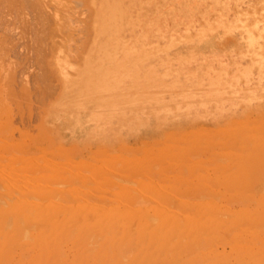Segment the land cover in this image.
Masks as SVG:
<instances>
[{
    "label": "rangeland",
    "instance_id": "obj_1",
    "mask_svg": "<svg viewBox=\"0 0 264 264\" xmlns=\"http://www.w3.org/2000/svg\"><path fill=\"white\" fill-rule=\"evenodd\" d=\"M4 1L0 0V220L2 214L6 219L0 222V240L7 242L0 243V264H36L38 261L40 264H138L139 258L145 256L148 259L150 256L149 260L144 258L150 264L158 256L157 249L165 257L161 255L154 264H264V0H108V5L102 0ZM100 14L112 16L108 17L110 26L103 43L101 37L100 44L94 49V42L98 40L95 33L99 34L94 18ZM116 43L121 46L112 50ZM90 62L98 64L91 65L93 70L84 75ZM91 83L100 85L101 89L95 94L87 91L86 87H92ZM88 170L92 174H88ZM111 172H116L115 176ZM101 176L105 177L104 180ZM2 180H6L5 183ZM23 181L31 186H24ZM138 181H142L145 187H141ZM4 185L9 187L5 189ZM35 186H41L43 192L30 195L36 191ZM138 186L142 190L147 188L146 193ZM121 187H124L123 194L128 190L125 196L121 194L124 198L118 197ZM113 192H116L115 196ZM24 198L27 199L25 205ZM22 200L26 210L19 208L18 211L17 206L23 207ZM180 202L184 203L182 208ZM188 203L194 206L200 203V206L191 208L189 205V208ZM35 204L42 207L41 219L38 217L41 207L38 209ZM81 205L83 208L80 209ZM55 206L64 214L60 210L59 214ZM202 206L207 209L199 210ZM33 207L37 209L32 210ZM52 207L57 211L51 214ZM101 207L103 212H100ZM137 207L142 214L136 215L139 217L135 219V213H139ZM12 208L22 214L27 211L26 215L31 218L36 210L38 213L34 216L41 221L37 224L31 219L32 223H29L24 214L17 218L18 213L13 214ZM69 208L74 212L77 210L76 222L71 218L73 213ZM78 210L87 217H81ZM204 210L205 216L201 212ZM104 211H107L106 215ZM169 211L171 219L167 216ZM256 211L263 213L257 215L261 224L251 218ZM200 212L204 218L202 221L208 218L206 224L211 221L209 224L224 230L225 236L230 234L229 239L231 231L235 233L233 230H236L237 236L234 235L238 240H227L221 230V233L215 231L214 225V229L207 227L210 231L206 227L202 230L210 233L212 238L208 239L209 234L208 237L202 236L207 233L198 231L206 225H200ZM119 214L128 216L124 215L127 218L123 217V222L116 224L122 217ZM175 214L179 218L173 216ZM181 215H188L190 220L196 215L189 224L191 227L186 221L189 218ZM166 216L171 223L166 221ZM56 217L57 221L62 218L63 222L55 224ZM69 219L75 225L73 222L70 226ZM39 222H43L42 226L45 224V229ZM81 222L86 227L81 228L82 232L85 230L84 234L75 228ZM88 222L94 232L88 228ZM165 222L167 226L170 224V229L166 226L172 233L168 235L170 239L166 236L169 231L162 227ZM184 222L186 231L182 230ZM193 223L198 224L195 233L191 231L196 229ZM229 224H233L232 229L227 228ZM13 225L16 235L7 228H13ZM102 225L108 229L102 232ZM57 226L58 231L63 229L67 235L64 231L61 236ZM16 227L22 231V237ZM40 229L44 230L43 233ZM149 231H154L153 234L157 231L155 239H159L158 231L161 232L160 239H165L164 242L159 239L160 244L159 240H154L151 250L149 241L154 238H150L148 244L145 239L146 245L139 241V235L144 236L143 243L145 232L148 236ZM30 233L33 236L37 233L38 236L34 237L37 241L41 239L40 244H34V237L28 236ZM82 234L88 235L87 238ZM24 235L29 239L26 240ZM80 235L83 240L78 238ZM16 237L24 238L23 242L31 240V243L27 242L24 247L21 240L16 242ZM113 237L116 240L120 237L119 242ZM254 237L261 238H258L261 243L255 245L258 240ZM8 239L16 243L12 245ZM42 239L45 244L41 243ZM186 239L190 245L185 248ZM45 240L50 241L44 252ZM111 240L119 245L115 248L113 241L112 248ZM8 242L12 247L10 252ZM137 243L141 244L142 251L146 246L143 251L146 255L137 252L140 246ZM232 243L234 247L237 243L245 248H232ZM3 245L8 246V250L5 248V251ZM174 246L176 249L180 247V255ZM210 246L213 247L212 253L208 251ZM171 249L176 250L175 255L169 252ZM148 250L156 252L149 253ZM39 255L44 261L41 262Z\"/></svg>",
    "mask_w": 264,
    "mask_h": 264
},
{
    "label": "bare ground",
    "instance_id": "obj_2",
    "mask_svg": "<svg viewBox=\"0 0 264 264\" xmlns=\"http://www.w3.org/2000/svg\"><path fill=\"white\" fill-rule=\"evenodd\" d=\"M1 1H4V0H1ZM6 1H7V0H6ZM13 1H14V0H13ZM35 1H36V0H35ZM40 1H41V0H40ZM93 1H94V0H93ZM102 1H103L104 5H105V4L108 5V0H102ZM9 2H10V1H9ZM23 2H24V0L22 1V3H23ZM26 2H27V1H26ZM84 2H85V1H84ZM0 3H1V2H0ZM3 3H5V1H4ZM6 3H8V2H6ZM22 3H21V4H22ZM28 3H29V2H28ZM34 3H35V2H34ZM85 3H86V2H85ZM17 4H18V3H17ZM24 4H25V3H24ZM39 4H40V3H39ZM0 5H1V4H0ZM4 5H5V4H4ZM9 5H10V3H9ZM18 5H19V4H18ZM84 5H85V4H84ZM92 5H93V4H92ZM107 5H106V6H107ZM16 6H17V5H16ZM40 6H41V5H40ZM14 7H15V5H14ZM44 7H45V6H44ZM56 7H57V6H56ZM99 7H100V6H99ZM0 8H1V7H0ZM15 8H16V7H15ZM20 8H21V7H20ZM40 8H41V7H40ZM47 8H48V7H47ZM6 9H7V8H6ZM10 10H11V9H10ZM16 10H17V9H16ZM95 10H96V8H95ZM105 10H106V9H105ZM13 11H14V9H13ZM20 11H21V10H20ZM22 11H23V10H22ZM7 12H8V11H7ZM11 12H12V11H11ZM0 13H1V12H0ZM12 13H13V12H12ZM105 13H106V12H105ZM53 14H54V13H53ZM11 15H12V14H11ZM24 15H25V14H24ZM40 16H41V15H40ZM42 16H43V15H42ZM62 16H63V15H62ZM111 16H112V15H107V14H106V15H102V14H100V15H96V17L94 18V25L97 23L95 29L99 32V34H96V33H95V35H97V37H98V40H97L96 42H94V44H95V45H93V46H94V49H96V47L98 46L97 44H100V39H101V37H102V42H101V44L103 43L104 35H105V33H107L108 27L110 26V25H109V19H108V17H111ZM0 17H1V16H0ZM14 17H15V16H14ZM16 17H17V16H16ZM19 17H22V14H21V16H19ZM24 18H25V17H24ZM15 19H16V18H15ZM19 19H20V18H19ZM38 19H39V18H38ZM54 19H55V18H54ZM0 20H1V19H0ZM17 20H18V19H17ZM24 20H25V19H24ZM30 21H31V20H30ZM33 22H34V21H33ZM46 22H47V21H46ZM57 22H59V21H57ZM60 22H61V21H60ZM31 23H32V21H31ZM52 23H53V22H52ZM1 24H2V23H1ZM8 25H9V24H8ZM45 25H46V24H45ZM52 25H53V24H52ZM3 26H4V25H3ZM15 26H16V25H15ZM56 26H57V25H56ZM63 26H64V25H63ZM5 27H6V26H5ZM20 27H22V26H20ZM31 27H32V26H31ZM103 27H104V29H103ZM6 28H7V27H6ZM11 29H12V28H11ZM28 29H29V28H28ZM42 29H43V28H42ZM62 29H63V28H62ZM6 30H9V29H6ZM6 30H4V32H5ZM13 30H14V29H13ZM57 30H58V29H57ZM33 31H34V30H33ZM2 33H3V32H2ZM5 33H6V32H5ZM20 33H21V32H20ZM57 33H58V32H57ZM41 34H42V33H41ZM59 34H60V33H59ZM4 35H5V34H4ZM6 35H7V34H6ZM7 36H8V35H7ZM28 36H29V34H28ZM22 37H23V36H22ZM65 37H66V36H65ZM0 38H1V37H0ZM35 38H36V37H35ZM106 38H107V37H106ZM49 39H50V38H49ZM72 39H73V38H72ZM171 39H172V38H171ZM168 41H169V40H168ZM4 42H5V41H4ZM29 42H30V41H29ZM34 42H35V41H34ZM44 42H45V41H44ZM141 42H142V41H141ZM41 43H42V42H41ZM50 44H51V43H50ZM68 44H69V43H68ZM120 44H121V43H116L115 46L112 47L111 49L114 50V48H116V47H118V46H121ZM3 45H4V43H3ZM5 45H7V44H5ZM104 45H105V44H104ZM106 45H107V44H106ZM157 45H158V44H157ZM42 46H43V45H42ZM159 46H160V45H159ZM0 47H1V46H0ZM4 49H5V48H4ZM116 49H117V48H116ZM116 49H115V50H116ZM153 49H154V48H153ZM0 50H1V49H0ZM159 50H160V49H159ZM98 54H99V53H98ZM4 56H5V55H4ZM47 59H48V58H47ZM88 61H89V60H88ZM94 61H96V60H94ZM97 61H98V60H97ZM103 61H104V60H103ZM173 61H174V60H173ZM98 62H101V61H98ZM98 62H90V63H88V64H87L88 66L85 67V68H86V71H85L83 74L85 75L86 72H87V73L91 72L93 69L90 68V66L93 65L94 63H95V65L97 66ZM125 62H126V61H125ZM86 63H87V62H86ZM175 63H176V62H175ZM177 63H178V62H177ZM95 65H94V66H95ZM165 65H167V64H165ZM129 66H131V65H129ZM164 67H165V66H164ZM168 67H169V66H168ZM172 67H173V66H172ZM5 68H7V67H5ZM93 68H94V67H93ZM88 69H89V71H87ZM7 70H8V69H7ZM128 70H129V69H128ZM128 70H127V72H128ZM151 70H152V69H151ZM164 70H165V69H164ZM166 70H167V69H166ZM144 71H145V70H144ZM178 71H179V69H178ZM4 73H5V72H4ZM92 74H93V73H92ZM161 74H162V73H161ZM183 74H184V73H183ZM81 75H82V74H81ZM131 75H132V74H131ZM7 76H8V75H7ZM132 76H133V75H132ZM157 76H158V75H157ZM187 76H188V75H187ZM5 77H6V76H5ZM126 77H127V76H126ZM190 77H191V76H190ZM92 78H93V77H92ZM92 78H91V79H92ZM163 78H164V77H163ZM165 79H166V78H165ZM184 79H185V78H184ZM155 80H156V79H155ZM187 80H188V79H187ZM132 81H133V80H132ZM124 82H125V81H124ZM213 82H214V81H213ZM213 82H212V83H213ZM82 83H83V82H82ZM173 83H174V82H173ZM186 83H187V82H186ZM208 83H209V82H208ZM91 84H92V83H91ZM209 84H211V82H210ZM121 85H122V84H121ZM121 85H120V87L123 88V85H122V86H121ZM159 85H160V84H159ZM177 86H178V85H177ZM215 86H216V85H215ZM236 86H237V85H236ZM116 87H117V86H116ZM202 87H203V86H202ZM204 87H205V86H204ZM86 88H87V91H88L89 93H94V94H95V92H98V91L101 89V88H100V85H98V84H95V85L92 84V87H86ZM149 88H150V87H149ZM209 88H210V87H209ZM138 89H139V88H138ZM152 89H153V88H152ZM156 89H157V88H156ZM172 89H173V88H172ZM174 89H175V88H174ZM178 89H179V88H178ZM178 89H177V90H178ZM184 89H185V88H184ZM175 90H176V89H175ZM208 90H209V89H208ZM121 92H122V91H121ZM134 92H135V91H134ZM186 95H187V94H186ZM203 95H204V94H203ZM203 95H202V97H203ZM27 96H28V95H27ZM180 96H181V95H180ZM210 96H211V95H210ZM213 97H214V96H213ZM182 98H183V97H182ZM195 98H196V97H195ZM184 99H185V98H184ZM202 99H203V98H202ZM205 100H206V99H205ZM162 102H163V101H162ZM162 102H161V103H162ZM164 103H165V102H164ZM192 103H193V102H192ZM146 104H148V103H146ZM155 104H157V103H155ZM188 104H189V103H188ZM199 104H200V103H199ZM216 104H217V103H216ZM149 105H150V104H149ZM179 105H180V104H179ZM207 106H209V105H207ZM207 106H206V107H207ZM180 107H181V106H180ZM165 109H166V108H165ZM205 109H206V108H205ZM205 109H204V110H205ZM169 110H170V109H169ZM180 110H181V109H180ZM188 110H189V109H188ZM207 110H208V109H207ZM216 110H217V109H216ZM196 111H197V110H196ZM194 112H195V111H194ZM224 112H225V111H224ZM211 113H212V112H211ZM221 113H222V112H221ZM164 114H165V113H164ZM205 114H206V113H205ZM221 115H222V114H221ZM202 116H203V115H202ZM223 136H224V135H223ZM228 136H229V135H228ZM33 160H34V159H33ZM37 161H39V160H37ZM40 162H41V161H40ZM40 162H39V163H40ZM39 163H38V164H39ZM30 164H31V163H30ZM34 164H35V162H34ZM31 165H33V164H31ZM36 165H37V164H36ZM53 165H55V164H53ZM27 166H28V165H27ZM58 166H59V165H58ZM39 167H40V166H39ZM54 167H55V166H54ZM129 167H130V166H129ZM62 168H63V167H62ZM64 168H66V167H64ZM115 168H116V167H115ZM122 168H123V167H122ZM55 169H56V168H55ZM67 169H68V168H67ZM63 170H64V169H63ZM68 170H69V169H68ZM45 171H46V170H45ZM47 171H48V170H47ZM47 171H46V172H47ZM85 171H86V170H84V172H85ZM95 171H96V170H95ZM113 171H114V170H113ZM132 171H133V170H132ZM132 171H131V172H132ZM134 171H135V170H134ZM18 172H19V171H18ZM43 172H44V171H42V173H43ZM48 172H49V171H48ZM126 172H127V171H126ZM131 172H130V173H131ZM60 173H62V172L60 171ZM89 173L92 174L91 171L89 172V170H88V174H89ZM101 173H102V175L105 174V173H103L102 171H101ZM115 173H116V172H115ZM115 173H114V174H115ZM20 174H21V173H20ZM47 174H48V173H47ZM93 174H94V173H93ZM111 174H113V173L111 172ZM114 174H113V175H114ZM135 174H136V173H135ZM138 174H139V173H138ZM43 175H44V174H43ZM64 175H65V173H64ZM64 175H63V176H64ZM108 175H109V174H108ZM108 175H107V176H108ZM113 175H112V176H113ZM116 175H117V174H116ZM44 176H45V175H44ZM98 176H99V175H98ZM98 176H97V177H98ZM104 176L106 177V175H104ZM114 176H115V175H114ZM14 177H15V176H14ZM105 177H104V178H105ZM119 177H120V176H119ZM119 177H118V178H119ZM140 177H141V176H140ZM201 177H202V176H201ZM7 178H8V177H7ZM62 178H63V177H62ZM84 178H85V177H84ZM84 178H83V179H84ZM87 178H88V177H87ZM89 178H90V177H89ZM89 178H88V179H89ZM101 178H103V177L101 176ZM104 178H103V180H104ZM106 178H107V177H106ZM115 178H116V177H115ZM120 178H121V177H120ZM135 178H137V177H135ZM138 178H139V177H138ZM35 179H36V177H35ZM65 179H66V178H65ZM97 179L100 180V177L97 178ZM111 179H112V178H109V180H111ZM140 179L142 180V178H139V180H140ZM204 179H205V178H204ZM9 180H10V179H9ZM81 180H82V177H81ZM85 180H86V179H85ZM116 180H117V179H116ZM118 180H119V179H118ZM5 181H6V180H5ZM5 181L2 180L3 183H5ZM16 181H17V180H16ZM18 181H19V180H18ZM79 181H80V180H79ZM89 181H90V179H89ZM92 181H93V180H92ZM14 182H15V181H14ZM20 182H21V181H20ZM23 182H24V181H23ZM25 182H26V181H25ZM25 182H24L23 185H24V186H27L28 183L26 182V183H27V184H26ZM37 182H38V181H37ZM104 182H105V181H104ZM104 182H103V183H104ZM113 182H114V181H113ZM138 182H139V181H138ZM32 183H33V182H32ZM63 183H64V182H63ZM91 183H92V182H91ZM97 183H99V181H97ZM119 183H120V182H119ZM122 183H123V182H122ZM136 183H137V182H136ZM139 183H140V186H141V184H142L141 187H143V188L145 187L142 181L139 182ZM184 183H185V182H184ZM11 184H12V183H11ZM17 184H18V183H17ZM40 184H41V183H40ZM105 184H106V183H105ZM113 184H114V183H113ZM116 184H117V183H116ZM149 184H150V182H149ZM152 184H153V183H152ZM240 184H241V183H240ZM33 185H34V184H33ZM36 185H37V184H36ZM38 185H39V184H38ZM44 185H45V183H44ZM52 185H53V184H51L50 186H52ZM97 185H98V184H97ZM111 185H112V184H111ZM137 185H138V183H137ZM252 185H253V184H252ZM10 186L13 187V185H10ZM17 186H18V185H17ZM29 186H31V185L29 184L28 187H29ZM47 186H48V185H47ZM58 186H59V185H58ZM58 186H57V187H58ZM64 186H65V185H64ZM114 186H115V185H114ZM149 186H151V185H149ZM239 186H240V185H239ZM3 187L5 188V185H4ZM8 187H9V186L7 185V187H6L5 189H7ZM14 187H15V186H14ZM32 187H33V186H32ZM35 187H37V188L34 189V190H36V191H34L33 193H31L33 190H30L31 192L28 190V192L31 193L30 195H34V196H35V194H38V195H39V191H40V193H41V191L43 190V189H40L41 186H40V187L35 186ZM52 187H53V186H52ZM55 187H56V186H55ZM60 187H61V186H60ZM60 187H59V188H60ZM109 187H110V186H109ZM124 187H125V186H124ZM124 187H121V188H122V189H121V193H118V191H117V193L120 194V195L117 194L118 197H119V196L122 197V195L125 196L126 193L128 192V190H127L126 193L123 194V193H124V191H123V190H124ZM138 187H139V186H138ZM138 187H137V188H138ZM141 187H139V189H140L141 191H145V189H147V188H145L144 190H142L143 188H141ZM251 187H252V186H251ZM16 188H17V187H15L14 189H16ZM42 188H43V187H42ZM44 188H45V187H44ZM106 188H108V187H106ZM112 188H113V187H112ZM153 188H155V186H154ZM163 188H165V187L163 186ZM14 189H13L12 191H14ZM17 189H18V188H17ZM21 189H22V188H21ZM21 189H20V190H21ZM45 189H46V188H45ZM45 189H44V190H45ZM57 189H58V188H57ZM95 189H96V188H95ZM101 189H102V187H101ZM103 189H104V188H103ZM108 189H109V188H108ZM139 189H138V190H139ZM156 189H157V188H156ZM10 190H11V189H10ZM18 190H19V189H18ZM18 190H17V191H18ZM37 190H38V191H37ZM63 190H64V188H63ZM153 190H154V189H153ZM157 190H159V186H158V189H157ZM157 190H155V192H156ZM170 190H171V189H170ZM173 190H174V189H173ZM21 191H22V192H20V191H18V192H20L21 194H24V191H23V190H21ZM50 191H52V190H50ZM60 191H61V190H60ZM65 191H66V190H65ZM122 191H123V192H122ZM130 191H131V190H129V192H130ZM28 192H27V194H28ZM42 192H43V191H42ZM46 192L50 193V192L47 191V190H46ZM62 192H64V191H62ZM88 192H89V191H88ZM88 192H87V193H88ZM173 192H175V191H173ZM20 193H19V194H20ZM106 193H107V192H106ZM113 193H115V194H114V196H115V195H116V192H113ZM113 193H112V195H113ZM132 193H133V192H132ZM145 193H146V191H145ZM158 193H160V192H157V194H158ZM171 193H172V192H171ZM63 194H64V193H63ZM89 194H90V193H89ZM121 194H122V195H121ZM127 194H128V193H127ZM148 194H149V193H147V195H148ZM150 194H151V193H150ZM42 195H43V194H41V196H42ZM46 195H47V194H46ZM106 195H107V194H106ZM151 195H153V194H151ZM162 195H163V194H162ZM19 196H20V195H19ZM24 196H25V194H24ZM34 196H33V197H34ZM41 196H40V197H41ZM49 196H51V194H50ZM49 196H48V197H49ZM103 196H104V195H103ZM138 196H140V195H138ZM157 196H158V195H157ZM21 197H22V196H21ZM66 197H67V195H66ZM104 197H105V196H104ZM121 197H120V198H121ZM128 197H130V196H128ZM134 197H136V196H134ZM140 197L143 198L142 196H140ZM149 197H151V196H149ZM34 198H35V197H34ZM82 198H83V197H82ZM122 198H124V197H122ZM136 198H137V197H136ZM155 198H156V197H155ZM159 198H161V197H159ZM162 198H163V197H162ZM165 198H167V197H165ZM165 198H164V200H165ZM249 198H250V197H249ZM28 199H29V198H28ZM30 199L32 200V198H30ZM75 199H76V198H75ZM85 199H86V198H85ZM87 199L89 200V197H88ZM90 199H91V198H90ZM143 199H146V198H143ZM150 199H152V197H151ZM176 199H177V198H176ZM176 199H174V200H176ZM198 199H199V198H198ZM226 199H227V198H226ZM24 200H25V201H24ZM24 200H22V202L20 201V203H22V206H23V201L25 202L24 205L27 203V202H26L27 199L24 198ZM43 200H44V199H43ZM101 200H102V199H101ZM118 200H119V198H118ZM120 200H121V199H120ZM125 200H126V198H125ZM125 200L123 199V201H125ZM33 201H34V200H33ZM37 201H38V200H37ZM91 201H92V200H91ZM97 201H98V200H97ZM105 201H106V200H105ZM126 201H127V200H126ZM144 201H145V200H144ZM147 201H148V198H147ZM17 202H19V201L17 200ZM38 202H39V201H38ZM76 202H80V201H77V200H76ZM81 202H82V201H81ZM83 202H84V201H83ZM129 202H130V201H129ZM171 202H172V201H171ZM178 202H179V201H178ZM40 203H41V202H40ZM85 203L87 204V202H85ZM100 203H101V202H100ZM115 203H116V201H115ZM175 203H176V201H175ZM30 204H31V203H30ZM32 204H33V202H32ZM51 204L53 205L52 202H51ZM67 204H68V203H67ZM80 204H81V203H80ZM86 204H85V205L83 204V205L86 206ZM101 204H103V203H101ZM160 204H161V201H160ZM165 204H166V203H165ZM176 204H177V203H176ZM181 204H182V205H181ZM38 205H39V204H38ZM38 205L35 204V206H37V208H38V207L40 208L41 205H40V206H38ZM107 205H108V204H107ZM121 205H122V204H121ZM180 205H181V208H182V206H184V203L180 202ZM189 205H191V203H190V204L188 203V206H189ZM195 205H196V204H195ZM201 205H202V204H201ZM203 205H204V203H203ZM33 206H34V205H33ZM53 206H54V205H53ZM102 206H103V205H102ZM118 206H119V205H118ZM134 206H135V205H134ZM160 206H161V205H160ZM175 206H176V207H179L178 205H175ZM175 206H174V207H175ZM192 206H194V204L191 205V208H193ZM197 206H200V203H199ZM197 206H194V207H197ZM206 206H207V208H208V205H206ZM9 207H13V206H9ZM24 207H25V206H23V207H21V206H17L18 211H19V208H22V209L26 210V208H24ZM57 207H58V208H61V206L59 207L58 205H57ZM172 207H173V206H172ZM185 207H186V205H185ZM185 207H183V209H184ZM244 207H245V206H244ZM244 207H243V208H244ZM15 208H16V207H15ZM30 208H31V206H30L29 208L27 207L28 210H30ZM37 208L33 207L32 210L37 209ZM39 208H38V209H39ZM52 208H53L54 210H53ZM52 208H51L52 210H50V213H51V214H52V212L54 213L56 209L58 210V208H56V206H55L56 209H55L54 207H52ZM79 208H80V209L83 208L82 205L79 206ZM88 208H89V207H88ZM88 208H87V209H88ZM104 208H105V207H104ZM117 208H118V207H117ZM137 208H138V207H137ZM189 208H190V206H189ZM201 208H202V209H203V208H204V209H207V208H205V206H202V207L199 208V210H200ZM223 208H224V207H223ZM12 209H13V208H12ZM41 209H42V207H41L40 210H39L40 213H38V211L35 210V214H34V211H33V213H32V214H33V218L35 217L34 215H36L37 213H38V217H39V214L41 215L42 213H44V212H42L43 210L41 211ZM61 209H62V208H61ZM101 209H102V211H100V212H103V207H101L100 210H101ZM105 209H106V208H105ZM131 209H132V208H131ZM133 209H134V208H133ZM135 209H136V208H135ZM139 209H140V208H138V211H139ZM165 209H166V208H165ZM172 209H173V208H172ZM197 209H198V208H197ZM197 209L195 210V212H197ZM202 209H201V210H202ZM57 210H56V211H57ZM59 210H60V209H59ZM59 210H58V212H59ZM70 210H73V209L69 208V212L73 213L71 218L76 222L77 219H76V215H75V213L77 214V210H75L76 212H74V210H73V212L70 211ZM106 210H107V209H106ZM156 210H158V208H156ZM243 210H244V209H243ZM249 210H251V209H249ZM2 211H4V210H2ZM7 211H8V210H7ZM12 211H13V214H15V211H16V213H18L17 209H13ZM60 211L64 214V212H63L62 210H60ZM80 211H81V210H78V213L81 214ZM84 211H85V213L87 212L86 210H83V209H82V212H84ZM130 211H131V210H130ZM130 211H127V212H130ZM142 211H143V210H142ZM165 211H166V210H165ZM167 211H168V210H167ZM183 211H184V210H183ZM193 211H194V210H193ZM193 211H192V212H193ZM207 211H208V210H207ZM228 211H229V210H228ZM21 212H23V210H22ZM29 212H30V211H29ZM41 212H42V213H41ZM67 212H68V210L66 211V213H67ZM89 212H91V211H89ZM104 212H105V211H104ZM106 212H107V211H106ZM106 212H105V215H106ZM109 212H110V211H109ZM109 212H108V213H109ZM121 212H122V211H120V213H121ZM124 212H125V211H124ZM131 212H132V211H131ZM131 212H130V213H131ZM133 212H134V211H133ZM180 212H181V211H180ZM198 212H199V211H198ZM201 212H202V213L204 214V216H205L206 211L204 210V211H201ZM201 212H200V213H201ZM204 212H205V213H204ZM208 212H209V211H208ZM226 212H227V211H226ZM245 212H246V211H245ZM3 213H4V212H3ZM11 213H12V212H11ZM30 213H31V212H30ZM62 213H61V214H62ZM71 213H69V214H71ZM110 213H111V212H110ZM112 213H113V211H112ZM112 213H111V215H112ZM130 213H129V214H130ZM140 213L142 214L141 210L139 211V213H137V212L135 213V217H136L135 219H138L139 216H136V215H138V214L140 215ZM166 213H167V212H166ZM166 213H165V215H166ZM169 213H170V211L168 212V215H167V216L170 217ZM182 213H183V212H182ZM185 213H186V210H185ZM200 213H199V214H200ZM202 213H201V218H202V219L200 220L201 223H200V221H197V222H196V223L199 222L200 225H201V224H206V221H208V218H207L206 221H202V220L204 219L203 216H202V215H203ZM231 213H232V211H231ZM259 213H260V211H258V213H257V211H256V215H255V213H254V214H251V215H252L251 218L253 217L252 220L255 219V221H254L255 223L258 222V221H260V219H259L258 216L262 215L264 212H263L262 214H259ZM5 214H6V213H5ZM13 214H12V215H13ZM19 214H20V215H19ZM21 214H22V213H18V215H17L16 217L18 218L19 216H21ZM23 214H24V213H23ZM23 214H22V215H23ZM26 214H27V211H26ZM26 214H24L23 217L28 218L29 223H32V222L30 221L31 219H32V221L34 220V222H35V221H36V222H37V221H41V220H40V219H41L40 217L43 216V215H41V216L39 217L40 219L38 218V220H36V219H37L36 217H35V219H33V218H31L32 216L30 217L29 215L27 216ZM59 214H60V212H59ZM121 214H122V213H121ZM121 214H119V215H121ZM126 214H127V213H126ZM126 214H124V215H126ZM170 214H171V213H170ZM173 214H174V213H173ZM179 214H181V213H179ZM197 214H198V213H197ZM258 214H259V215H258ZM2 215H3V214H2ZM2 215H1L2 218H1L0 222H2V220L6 219V218H5L4 216H2ZM56 215H58V213H56ZM56 215H55V216H56ZM67 215H68V214H67ZM82 215H83V213L81 214V217H83ZM111 215H110V216H111ZM113 215H115V213H113ZM119 215H118V217H119ZM124 215H121V216H122L121 218H120V217L118 218L117 216H115V217H117L120 221H117V219L114 217V219H116L117 223H116V221L113 222L114 220H113L112 222H113V223H116V224H118V222H119V223H120V222H123V217L128 216V215H126V216H124ZM131 215H132V214H131ZM206 215H207V214H206ZM228 215H229V214H228ZM228 215H227V216H228ZM230 215H231V214H230ZM230 215H229V217H230V219H231V216H230ZM257 215H258V216H257ZM53 216H54V215H53ZM53 216H52V219L55 217V216H54V217H53ZM70 216H71V215H70ZM74 216H75V217H74ZM78 216H79V215H78ZM92 216H93V215H92ZM129 216H130V215H129ZM167 216H166V217H167ZM173 216H175V217L177 216V217L179 218L178 214H175V215H173ZM181 216H182V217H185L186 219H187V217H188V215H185V216L181 215ZM194 216H195V218H196V215H194ZM194 216H193V217H194ZM197 216H198V215H197ZM254 216H255V217H254ZM256 216H257L258 218H256ZM3 217H4V218H3ZM7 217H8V216H7ZM29 217H30V218H29ZM84 217H87V216L85 215ZM84 217H83V218H84ZM166 217H165V219H166ZM171 217H172V216H171ZM171 217H170V219H171ZM190 217H191V216H190ZM193 217H191V220H190L189 217H188L189 219L186 220V221H188V223H187L188 225L191 223V221H193ZM232 217H233V216H232ZM20 218H21V217H20ZM26 218H25V219H26ZM58 218H59V217H58ZM79 218H80V217H79ZM103 218H104V217H103ZM110 218H111V217H110ZM112 218H113V217H112ZM126 218H127V217H126ZM128 218H129V217H128ZM185 218H183V220H184ZM195 218H194V219H195ZM198 218H200V217H198ZM198 218H197V220H198ZM211 218H212V217H211ZM211 218H210V219H211ZM25 219H24L23 221H25ZM61 219H62V218H60V219H58V220H60L61 222H63ZM72 219H69V221H67V222L69 223V225H70V223H71L70 220L72 221ZM92 219H93V218H92ZM104 219H105V218H104ZM107 219L109 220V218H107ZM124 219H125V218H124ZM139 219H141V216H140ZM167 219L169 220L168 217H167ZM176 219H177V218H176ZM249 219H250V217H249ZM26 220H27V219H26ZM43 220H44V217H42V221H43ZM121 220H122V221H121ZM127 220H128V219H127ZM168 220H166V221L169 222V223H171L170 220H169V221H168ZM177 220H178V219H177ZM181 220H182V219H181ZM189 220H190V221H189ZM6 221H7V220H6ZM60 221H57V217H56V222H58V223L55 222V224H57V225L60 224V223H59ZM74 221H73V222H74ZM93 221H94V220H93ZM93 221H92V222H93ZM106 221H107V220H106ZM130 221H132V219H131ZM4 222H5V221H4ZM10 222H11V221H10ZM18 222H19V220H18ZM34 222H33V223H34ZM36 222H35V223H36ZM43 222H44V221H43ZM43 222H42V224H43ZM73 222H72L71 224H73ZM75 222H74V225H75ZM89 222H90V220H89ZM89 222L87 223V225H89L88 228H90V231L92 232V231L95 230V229L93 228V230H92V227H90L91 225H90ZM104 222H105V221H104ZM108 222H109V221H108ZM128 222H129V220H128ZM179 222H181V221H179ZM179 222H177V223H179ZM182 222H183V221H182ZM202 222H204V223H202ZM210 222H211V221H209L208 224H209ZM223 222H224V221H223ZM260 222H261V221H260ZM260 222H258V223H260ZM5 223H6V222H5ZM53 223H54V220H53ZM81 223H82L83 225H82ZM81 223H80V226H82V227L79 226V227L77 228V226H76L75 228L78 230V232H79V230H80V231H81L80 233H83V234H84V231H85V230H83V232H82L81 228L84 229V228H86V227H84L85 224H84L83 222H81ZM97 223H98V222H97ZM131 223H132V222H131ZM165 223H166V222H165ZM172 223H173V222H172ZM185 223H186V222H184V225H183L184 227H183V229L181 228V226L179 227V225H177L178 228H180V230L182 229V230H185V231H186V228H185L186 224H185ZM211 223H212V222H211ZM218 223H220V222H218ZM229 223H232V222L230 221ZM1 224H3V223H1ZM6 224H7V223H6ZM37 224H38V222H37ZM42 224H40V222H39V225L42 227V229H45V228H43V226H44L45 224H44L43 226H42ZM55 224H54V227L52 226L53 230H54L55 227H56ZM98 224H99V223H98ZM102 224H103V223H102ZM143 224H144V222H142L141 225H143ZM194 224H195V223H193V226H195V228H196V226H197L198 224H197V225H194ZM208 224H206V225H208ZM233 224H234V223H233ZM233 224H232V225H233ZM260 224H261V223H260ZM33 225H34V224H33ZM62 225H63V224H61V227L63 228ZM87 225H86V226H87ZM109 225H110V223H109ZM111 225H112V224H111ZM146 225H148V223H147ZM146 225H145V226H146ZM169 225H170V224H168V226H167V223H166V225L164 224V225H162V227H164V229H166V226H167V229H170V228H169V227H170ZM200 225H199V227H201ZM206 225H205L204 227H201L202 229H199L198 231L201 232V231L203 230V228L206 230L207 227H210V229H214V228H213V225H214V227L216 228L215 231L217 230V232H218V231L220 232V230H221V229H218L219 227H216L217 225L215 226V224H209V225H211L212 227L209 226V225H208V226H206ZM229 225H230V227H229ZM229 225H228L227 228H231V229H232V225H231V224H229ZM235 225H236V224H234L233 226H234L235 228H237ZM256 225H257V224H256ZM1 226H2V225H1ZM4 226H5V225H3V227H4ZM10 226H11V225H10ZM13 226H14V225H13ZM40 226H39V227H40ZM47 226H48V225H47ZM70 226H71V225H70ZM97 226H98V225H97ZM100 226H101V225H100ZM104 226H105V225H104ZM104 226L102 225V227H103L104 229H101V227H100V229L102 230V232H103V231H106L105 229H106L107 227H106V226L104 227ZM117 226H120V225H117ZM121 226H122V225H121ZM177 226H176V227H177ZM189 226H190V225H189ZM202 226H203V225H202ZM251 226H252V225H251ZM262 226H263V225H261V227H262ZM39 227H38V228H39ZM65 227H66V226H65ZM93 227H95V226H93ZM108 227H109V226H108ZM122 227H123V226H122ZM148 227H150V226L148 225ZM190 227H191V226H190ZM205 227H206V228H205ZM224 227H225V226H224ZM234 227H233V228H234ZM258 227H260V226L258 225ZM0 228H1V227H0ZM7 228H8V229H12V231H14L15 226H14L13 228H12V227H7ZM16 228H17V227H16ZM58 228H59V227L57 226L56 230H57ZM66 228H69V227L67 226ZM66 228H64V229H66ZM110 228H111V227H110ZM113 228H114V226H113ZM129 228H130V227H129ZM131 228H132V227H131ZM131 228H130V229H131ZM141 228H142V227H141ZM143 228H144V227H143ZM184 228H185V229H184ZM235 228H234V229H235ZM4 229L6 230V228H3V230H4ZM17 229H18V228H17ZM48 229H49V230H52V229L49 228V227H48ZM76 229H74V230H76ZM96 229H97V228H96ZM98 229H99V228H98ZM107 229H108V228H107ZM111 229H112V228H111ZM122 229H124V228H122ZM136 229H138V228L136 227ZM145 229H146V228H145ZM162 229H163V228H162ZM167 229H166V230H167ZM207 229L210 231L209 228H207ZM1 230H2V229H1ZM25 230H26V229H25ZM58 230H59V229H58ZM58 230H57V231H58ZM60 230H61V231H58V232H60L59 234L61 235V233H63L65 230H64L63 232H62L63 229H60ZM138 230H139V229H138ZM141 230H142V229H141ZM148 230H150V229H148ZM160 230H161V229H160ZM160 230H159V231H160ZM166 230H164V231H166ZM182 230H181V231H182ZM195 230H197V228H196V229H193V230H191V231L194 232ZM200 230H201V231H200ZM205 230H204V231H205ZM245 230H246V229H245ZM249 230H250V229H249ZM7 231H8V230H7ZM18 231H19V233H20L21 230L18 229ZM33 231H34V230H33ZM40 231L43 233L44 230H41V229H40ZM72 231H73V230H72ZM87 231H88V234H90V233H89V232H90L89 229H88ZM98 231H99V230H98ZM159 231H158V235H159V239H160V233H161V232H159ZM162 231H163V230H162ZM167 231H169V233H168ZM167 231H166V232H167L168 234L166 233V236L168 237V239H170L171 236L169 237L168 235H171L172 233H171L170 230H167ZM204 231H202V232H204ZM215 231H213L212 233L214 234ZM223 231H224V230H223ZM223 231L221 230L222 233H221V232H220V233L223 234ZM226 231H227V230H226ZM234 231H235V233H232V231H231L232 236H231L230 239H229L230 234H228V233H227L228 235H226V236H225V234H223L224 238L226 237L227 240L229 239V241L232 240V242H233V241L236 239V237H235L234 234H236V236H237V231H236V230H233V232H234ZM256 231H257V229H256ZM256 231H255V232H256ZM1 232H2V231H1ZM1 232H0V233H1ZM15 232H17V231H14V233H15ZM28 232H29V231H28ZM35 232H36V231H35ZM52 232H53V231H52ZM58 232H56V233H58ZM73 232H74V231H73ZM93 232H94V231H93ZM100 232H101V231H100ZM102 232H101V233H102ZM114 232H115V231H114ZM114 232H112V233L114 234V236H116L117 234H119V233L116 234V233H114ZM126 232H127V231H126ZM143 232H144V231H143ZM153 232H154V231H153ZM153 232L151 233V232L149 231V235H148V236H147V232H145V235H146V236H145V238L143 239V241H144L143 243H142V240H141L143 235L140 234V232H139V234L141 235V237H140V235L138 234V235H139V241H140V243H141V244H145V239H146V240H147L146 244H148V241L150 240V238L153 239L155 236H157V235H156V234H157V231L155 232V234H153ZM182 232H183V231H182ZM182 232H181V233H182ZM205 232H206V231H205ZM229 232H230V231H229ZM3 233H4V232H3ZM3 233H2L3 238H4V235H5V236L8 235V233H6V231H5L4 235H3ZM19 233H17V234H19ZM21 233H22V231H21ZM21 233H20V236L22 235ZM56 233H55L54 235H56ZM80 233H79V234H80ZM136 233H138V232H136ZM194 233H195V232H194ZM206 233H207L206 235H203V234H204V233H203L202 236H204V237H208V236L211 235V234L208 233V232H206ZM238 233H239V234L241 233L240 230L238 231ZM6 234H7V235H6ZM23 234H24V233H23ZM64 234H66V231H65ZM64 234H63V236H64ZM75 234H78L77 231H76ZM83 234H82V235H83ZM113 234H111L110 236H112ZM115 234H116V235H115ZM127 234H128V233H127ZM163 234H165V233H163ZM163 234H161V236H162ZM185 234H186V233H185ZM189 234H190V233H189ZM189 234H188V235H189ZM196 234H197V233H196ZM196 234H195V235H196ZM208 234H209V235H208ZM239 234H238V235H239ZM243 234H244V233H243ZM15 235H16V233H15ZM35 235H37V233H35ZM35 235H34V236H35ZM60 235H59V236H60ZM66 235H67V234H66ZM82 235H80V237H78V238H81V240H83ZM96 235H97V234H96ZM119 235H120V234H119ZM154 235H155V236H154ZM186 235H187V234H186ZM197 235H200V233L197 234ZM207 235H208V236H207ZM218 235H219V234H218ZM252 235H253V234H252ZM255 235H256V234H255ZM28 236H29V238H30V237H31V238L34 237L33 235H31V233H30V235H28ZM37 236H38V235H37ZM47 236H48V235H47ZM56 236H57V235H56ZM61 236H62V235H61ZM75 236L77 237V235H75ZM83 236H84V235H83ZM87 236H88V235H87ZM87 236H86V237L84 236V237L87 238ZM89 236H90V235H89ZM174 236L176 237V235H174ZM192 236H194V235H192ZM233 236H234V237H233ZM256 236H257V235H256ZM260 236H261V235H260ZM263 236H264V235H263ZM21 237H22V236H21ZM24 237H25L26 240L29 239L28 237L26 238L25 235H24ZM104 237H105V236H103V238H104ZM120 237H121V235H120ZM120 237H119V238H120ZM143 237H144V236H143ZM157 237H158V236H157ZM162 237H164V236H162ZM167 237H166V238H167ZM186 237H187V236H186ZM190 237H191V236H190ZM190 237H189V238H190ZM227 237H228V238H227ZM240 237H242V236L240 235ZM240 237H239V238H240ZM250 237H251V236H250ZM19 238H20V237H19ZM49 238H50V237H49ZM94 238H96V237H94ZM106 238H107V237H106ZM110 238H111V237H110ZM119 238H117L118 241L116 240V238L114 239V237H113L112 239H114V240H116L117 242H119V240H120ZM125 238H127V237H125ZM164 238H165V237H164ZM194 238H195V237H194ZM196 238H197V236H196ZM210 238H212V236L208 237V239H210ZM221 238L224 239L223 237H221ZM243 238H244V237H243ZM243 238H241V239L243 240ZM246 238H247V237H246ZM254 238H255V237H254ZM258 238H259V237H258ZM258 238H255L256 240H258V242L255 241V242H256L255 245H256L257 243H259V239H261V238H259V239H258ZM5 239H6V237H5ZM17 239H18V238L16 237V242H17ZM23 239H24V238H23ZM23 239H22V240H23ZM34 239H35L34 241H36V242L34 243L35 245L38 244V243H39L38 241L41 240V239L39 238L38 241H37V239H36L35 237H34ZM57 239H58V238H57ZM57 239H56V240H57ZM62 239H63V238H62ZM122 239H124V238H122ZM159 239H157V238L155 239V238H154L153 241L150 240L151 242L149 241V246H148V248L152 247V246H151V243H153L154 240H159ZM168 239H167V240H168ZM172 239H173V242H174V241H175L174 238H172ZM175 239H176V238H175ZM199 239H200V236H199ZM204 239L206 240V238H204ZM214 239H217V238L214 237ZM214 239H212V240L214 241ZM222 239H221V240H222ZM233 239H234V240H233ZM241 239H240V240H241ZM2 240H3V239H2ZM9 240H10V239H8V241H9ZM18 240L20 241L21 239H18ZM22 240H21V241H22ZM42 240H43V239H42ZM51 240H52V239H51ZM68 240H69V239H68ZM68 240H67V241H68ZM72 240H73V239H72ZM101 240H102V239H101ZM114 240H113V241H114ZM124 240H125V239H124ZM160 240H162V242H164L165 239L163 240V238H162V239H160ZM160 240H159V244L162 243ZM192 240H193V237H192ZM192 240H190V241L192 242ZM197 240H198V238H197ZM197 240L195 239L196 243H197ZM202 240H203V239H202ZM227 240H224V242L227 241ZM236 240H238V239H236ZM244 240H245V239H244ZM252 240H254V239H252ZM3 241H4V242H7L6 240H3ZM3 241L0 240V243H1V242L3 243ZM11 241H12V242H11ZM13 241H14V240H10L9 242H10L12 245H14V243H16V242H13ZM29 241H31V240H29ZM29 241H27L28 244L31 243V242H29ZM45 241L47 242L46 245H45V246H44V245L42 246V248H43L42 250H43L44 252H45L44 247L49 246V245H48V242H49L50 240H48V241L45 240ZM59 241H61V240H59ZM78 241H79V239H78ZM85 241H86V240H85ZM103 241H104V240H103ZM109 241H110V240H109ZM111 241H112V240H111ZM113 241L111 242V245H112L111 247H112V248H114L113 244H114V245L116 244V241H114L115 243H113ZM169 241H170V240H169ZM207 241H208V240H207ZM210 241H211V240H210ZM215 241H217V240H215ZM222 241H223V240H222ZM229 241H227V242H229ZM9 242H8V244H10ZM22 242H23V241H22ZM27 242H26V241L23 242V243H22L23 246L26 245ZM68 242H69V241H68ZM71 242H73V241H71ZM95 242L97 243L96 240H95ZM171 242H172V240H171ZM171 242H170V243H171ZM173 242H172V243H173ZM193 242H194V241H193ZM200 242H201V241H200ZM203 242H204V241H203ZM208 242H209V241H208ZM224 242H223V243H224ZM234 242H236V241H234ZM246 242H247V241H246ZM248 242H249V241H248ZM251 242H252V241H251ZM24 243H25V244H24ZM32 243H33V242H32ZM41 243H44V244H45L44 240H43V242L41 241ZM50 243H51V242H50ZM54 243H55V242L53 241V243H52L53 246H54ZM80 243H81V242H80ZM84 243H85V242H84ZM92 243H93V242H92ZM112 243H113V244H112ZM140 243H137V246L140 245L139 248L137 249V252H139V251L141 252V251H142V249H141L142 246H141ZM175 243L177 244V243H179V241H178V242H175ZM181 243L183 244L184 242H181ZM201 243H202V242H201ZM206 243H207V242H206ZM212 243H213V242H212ZM225 243H226V242H225ZM253 243H254V242H253ZM260 243H261V241H260ZM260 243H259V244H260ZM8 244H5V245H8ZM11 244H10L9 252H10V250L12 249ZM17 244H18V243H17ZM22 244L20 243V247L22 246ZM39 244H40V243H39ZM59 244H60V243H59ZM65 244H66V242H65ZM101 244H102V243H101ZM108 244H109V243H108ZM138 244H139V245H138ZM146 244H145V245H146ZM164 244H165V243H164ZM182 244H179L180 247H183ZM193 244H195V243H193ZM210 244H211V243H210ZM210 244H209V245H210ZM216 244H218V243H216ZM232 244H233V245H232ZM232 244H231V246H232V248H233V247H234V243H232ZM240 244H242V243H240ZM246 244H247V243H246ZM15 245H16V244H15ZM55 245H56V244H55ZM63 245H64V244H63ZM75 245H76V244H75ZM75 245H74V246H75ZM118 245H119V243L117 244V246H118ZM132 245H133V244H132ZM152 245H153V244H152ZM167 245H169V243H167ZM187 245H190V242L186 239V245H184L185 248L187 247ZM199 245H200V243H199ZM219 245H220V243H219ZM255 245H253V247H254ZM8 246H9V245H8ZM8 246H7V247H8ZM17 246H18V245H17ZM23 246H22V248H23ZM26 246H27V245H26ZM26 246H24V247H26ZM39 246H40V245H39ZM117 246L115 245V248H116ZM143 246H144V245H143ZM201 246H202V245H201ZM213 246H215V245H213ZM236 246H239L238 248H240L241 246L243 247V245H237V243H236V245H235L234 248H236ZM262 246H263V245H261V247H262ZM7 247H4V245H3V248H4V249L7 248ZM66 247H67V246H66ZM83 247H84V246H83ZM100 247H101V246H100ZM104 247H105V246H104ZM107 247L110 248V246H107ZM140 247H141V248H140ZM162 247H163V246H161V249H162ZM180 247L178 246L177 249H176V246H174V248H175L177 251H179L178 248H180ZM257 247H258V246H257ZM261 247H259V249H260ZM8 248H9V247H8ZM8 248H7V250H8ZM15 248H16V247H15ZM40 248H41V247H40ZM56 248H57V247H56ZM96 248H97V247H96ZM105 248H106V247H105ZM125 248L128 249L129 247L125 244ZM164 248H166L165 245H164ZM191 248H192V246H191ZM208 248H209V247H208ZM210 248H211V246H210ZM210 248H209L208 251L211 250L210 253H212V248H213V247H212L211 249H210ZM215 248H216V246H215ZM215 248H214V250H215ZM243 248H245V246H244ZM263 248H264V247H263ZM53 249H54V247H53ZM110 249H111V248H110ZM144 249H147L146 246L143 248V251H144ZM151 249H152V248H150V250H151ZM175 249H171V250H173V251L171 252V250H170L169 252L173 254L174 251H176ZM203 249H204V247H203ZM221 249H222V248H221ZM18 250H19V248H18ZM23 250H24V248H23ZM47 250H48V249H47ZM99 250H102V249H99ZM99 250H97V251L99 252ZM103 250H104V249H103ZM113 250H114V249H113ZM117 250H118V249H117ZM129 250H130V249H129ZM132 250H133V249H132ZM138 250H139V251H138ZM162 250H163V249H162ZM162 250H161V252H162ZM192 250H193V249H192ZM216 250H217V249H216ZM216 250H215V251H216ZM251 250H252V249H251ZM5 251H6V249H5ZM12 251L14 252L15 250H12ZM12 251H11V252H12ZM19 251H20V250H19ZM38 251H39V249H38ZM40 251H41V250H40ZM53 251H54V250H53ZM74 251H75V250H74ZM104 251L106 252V250H104ZM115 251H116V250H115ZM143 251H142V253L145 252V251H144V252H143ZM148 251H149V250H148ZM148 251H146V252H148ZM156 251H158V256H157V258L160 257L161 255H164V253H163V254H162V253L159 254V253H160V252H159L160 249H157ZM156 251H154V250H153V252L149 251V253L151 252V253H154V254H155ZM188 251H189V250H188ZM208 251H207V252H208ZM220 251H221V250H220ZM27 252H28V251H27ZM57 252H58V250H57ZM71 252H72V251H71ZM76 252H78V251H76ZM118 252H119V251H118ZM129 252H131V250H130ZM132 252H133V251H132ZM140 252H139V254H140ZM193 252L195 253V251H193ZM202 252H203V251H202ZM216 252H217V251H216ZM216 252L213 251V253H215V255H216ZM31 253H32V252H31ZM42 253H43V252H42ZM51 253H52V252H51ZM78 253H80V252H78ZM95 253H96V252H95ZM109 253H110V252H109ZM111 253H112V252H111ZM120 253H121V252H120ZM126 253H127V251H126ZM135 253H136V252H135ZM200 253H201V252H200ZM43 254H44V253H43ZM47 254H48V253H47ZM96 254H97V253H96ZM96 254H95V255H96ZM104 254H105V253H104ZM114 254H115V253H114ZM122 254H124V253H122ZM139 254H138V255H139ZM154 254H153V256H154ZM165 254H166V253H165ZM175 254H176V252L174 253V255H175ZM180 254H181V252L179 251V255H180ZM185 254H186V253H185ZM220 254H221V253H220ZM3 255H4V254H3ZM10 255H11V254H10ZM14 255H15V254H14ZM28 255H29V254H28ZM35 255H36V254H35ZM76 255H77V253H76ZM106 255H107V253H106ZM106 255H105V257H106ZM125 255H126V254H125ZM136 255H137V254H136ZM136 255H135V257H136ZM143 255H146V254L144 253ZM150 255H151V254H150ZM166 255H167V254H166ZM169 255H170V254H169ZM174 255H173V256H174ZM182 255H183V254H182ZM189 255H190V254H189ZM208 255H209V254H208ZM32 256H33V255H32ZM39 256L41 257V255H39ZM78 256H79V255H77V257H78ZM97 256H98V255H97ZM123 256H124V255H123ZM139 256H140V255H139ZM167 256H168V255H167ZM173 256H172V258H173ZM204 256H206V254H203V257H204ZM220 256H221V255H220ZM4 257H5V255H4ZM7 257H9V256L7 255ZM22 257H23V256H22ZM34 257H35V256H34ZM53 257H54V255H53ZM55 257H56V256H55ZM101 257H102V256H101ZM103 257H104V255H103ZM105 257H104V258H105ZM146 257H148V256H145L144 258H146ZM164 257H165V255H164ZM175 257H176V256H175ZM203 257H202V258H203ZM38 258H39V257H38ZM42 258H43V260H42ZM48 258H49V257H48ZM50 258H51V255H50ZM82 258H83V257H82ZM112 258H113V257H112ZM141 258H142V259H141ZM144 258H143V257H140V258H139V261H140V260H141V261H140V262L138 261V264H141L142 261H143V262H142L143 264H145V263H146V264H149V261H146V262H145V259H144ZM151 258H152V255H151ZM157 258H156V259H152V260L155 262V260H156V261L159 260V259H157ZM186 258H187V255L185 256V259H186ZM205 258H206V257H205ZM29 259H30V258H29ZM45 259H46V258H45ZM57 259H58V258H57ZM76 259H77V258H76ZM113 259H114V258H113ZM136 259H137V258H135V261H136ZM143 259H144V260H143ZM147 259H148V258H146V260H147ZM149 259H150V256H149ZM149 259H148V260H149ZM168 259H169V258H168ZM203 259H204V258H203ZM31 260H33V259H31ZM34 260H35V259H34ZM51 260H52V259H51ZM55 260H56V259H55ZM77 260H78V259H77ZM114 260H115V259H114ZM137 260H138V259H137ZM193 260L196 261L197 258H196V260H195V258H194ZM193 260L191 259L192 262H193ZM204 260H205V259H204ZM29 261H30V260H29ZM42 261H44V257H41V262H42ZM63 261H64V259H63ZM119 261H120V260H119ZM169 261H171V258H170ZM184 261H185V260H184ZM2 262H3V261H2ZM2 262H1V263H2ZM32 262H33V261H31V262H29V263H32ZM80 262H81V261H80ZM147 262H148V263H147ZM154 262H150V264H152V263L154 264ZM3 263H4V262H3ZM37 263L40 264V261L36 262V264H37ZM43 263H44V262H43ZM43 263H42V264H43ZM52 263H53V260H52ZM56 263H57V260H56ZM100 263H101V262H100ZM156 263H158V261H157ZM159 263H160V261H159ZM162 263H163V262H162ZM170 263H172V262H170ZM186 263H187V262H186ZM193 263H195V262H193ZM201 263H202V261H201ZM208 263H209V262H208ZM32 264H34V263H32ZM44 264H45V263H44ZM47 264H48V263H47ZM202 264H203V263H202Z\"/></svg>",
    "mask_w": 264,
    "mask_h": 264
},
{
    "label": "crops",
    "instance_id": "obj_3",
    "mask_svg": "<svg viewBox=\"0 0 264 264\" xmlns=\"http://www.w3.org/2000/svg\"><path fill=\"white\" fill-rule=\"evenodd\" d=\"M113 105H116V104H113ZM99 108H101V107H99Z\"/></svg>",
    "mask_w": 264,
    "mask_h": 264
}]
</instances>
